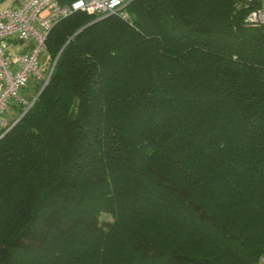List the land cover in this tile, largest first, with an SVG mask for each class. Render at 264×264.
Here are the masks:
<instances>
[{"label": "trees", "instance_id": "trees-1", "mask_svg": "<svg viewBox=\"0 0 264 264\" xmlns=\"http://www.w3.org/2000/svg\"><path fill=\"white\" fill-rule=\"evenodd\" d=\"M258 6L132 0L128 20H59L48 82L29 83L32 104L12 103L0 131V264L264 256Z\"/></svg>", "mask_w": 264, "mask_h": 264}, {"label": "built area", "instance_id": "built-area-1", "mask_svg": "<svg viewBox=\"0 0 264 264\" xmlns=\"http://www.w3.org/2000/svg\"><path fill=\"white\" fill-rule=\"evenodd\" d=\"M132 0H23L17 5L0 8V131L10 122L4 118L11 104L24 107L32 104L23 94L32 80L46 84L52 68L45 72L43 57L47 52V38L53 26L76 11L99 17L117 14L130 19L127 5ZM257 2L247 21L264 24V0ZM45 81V82H44ZM253 264H264L260 256Z\"/></svg>", "mask_w": 264, "mask_h": 264}, {"label": "rangeland", "instance_id": "rangeland-1", "mask_svg": "<svg viewBox=\"0 0 264 264\" xmlns=\"http://www.w3.org/2000/svg\"><path fill=\"white\" fill-rule=\"evenodd\" d=\"M14 2H16V0H0V8L1 7H5V6H10V5H12V4H14ZM96 17H97V19H100V18H102V17H99V16H97V15H95ZM48 53V52H47ZM48 59H49V56H48ZM48 61V63L46 64V66H47V69H48V71L52 68L53 69V67H51V66H53V65H51L52 64V62L50 61V60H47ZM55 63V62H54ZM47 74V73H46ZM45 82V81H44ZM45 86V85H44ZM4 118L6 119V120H8V117L5 115L4 116ZM7 128V130L10 128L9 126H7L6 127ZM104 216H107V218L108 219H112V217L111 216H109V215H107V214H103Z\"/></svg>", "mask_w": 264, "mask_h": 264}, {"label": "crops", "instance_id": "crops-1", "mask_svg": "<svg viewBox=\"0 0 264 264\" xmlns=\"http://www.w3.org/2000/svg\"><path fill=\"white\" fill-rule=\"evenodd\" d=\"M21 1H23V0H16V2H14V4H12V5H17V4H19Z\"/></svg>", "mask_w": 264, "mask_h": 264}, {"label": "water", "instance_id": "water-1", "mask_svg": "<svg viewBox=\"0 0 264 264\" xmlns=\"http://www.w3.org/2000/svg\"><path fill=\"white\" fill-rule=\"evenodd\" d=\"M102 18H104V17H102Z\"/></svg>", "mask_w": 264, "mask_h": 264}]
</instances>
